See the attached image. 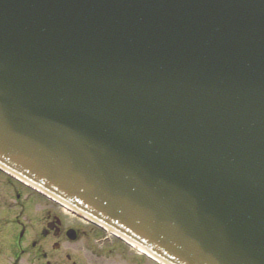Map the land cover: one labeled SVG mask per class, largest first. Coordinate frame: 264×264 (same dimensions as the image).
<instances>
[{
    "label": "water",
    "instance_id": "water-1",
    "mask_svg": "<svg viewBox=\"0 0 264 264\" xmlns=\"http://www.w3.org/2000/svg\"><path fill=\"white\" fill-rule=\"evenodd\" d=\"M0 166L164 264H264V0H0Z\"/></svg>",
    "mask_w": 264,
    "mask_h": 264
},
{
    "label": "flooded vegetation",
    "instance_id": "flooded-vegetation-1",
    "mask_svg": "<svg viewBox=\"0 0 264 264\" xmlns=\"http://www.w3.org/2000/svg\"><path fill=\"white\" fill-rule=\"evenodd\" d=\"M1 173L3 176L4 173ZM4 177L5 180H0V264H40L45 260L48 264H61V256L70 260L71 251L76 249L89 252L92 257L99 256L100 250L107 255L111 252L113 242L104 249L105 243L100 248H96L98 243L92 244L101 239L102 233L105 240L110 239L103 229L66 213L58 204L25 183L6 174ZM33 212L35 221L31 219ZM63 214L80 219L91 228L81 230ZM31 221H34L33 225ZM90 232L94 236L98 234L97 238L89 239ZM82 240L87 245L77 248L76 244ZM113 240L118 242L117 239ZM61 248H70L71 251L56 257Z\"/></svg>",
    "mask_w": 264,
    "mask_h": 264
},
{
    "label": "rangeland",
    "instance_id": "rangeland-1",
    "mask_svg": "<svg viewBox=\"0 0 264 264\" xmlns=\"http://www.w3.org/2000/svg\"><path fill=\"white\" fill-rule=\"evenodd\" d=\"M4 178H5L4 174L2 176V173L0 172V180H5ZM63 216L66 219L73 220L72 222H74V224L81 230H88L91 228L89 225L83 223L80 219L72 218V216L70 217V215L68 214L66 215L63 214ZM31 219L34 221L36 220L34 212L31 213ZM34 221H31L30 224L33 225ZM97 236L98 234L94 236L91 232L88 235L89 239L91 237H93L92 239L97 238ZM85 240H82L78 244H76V247L79 248L81 246H86L87 243L84 242ZM112 242H113L112 250L111 252H109L108 255L106 254V252H103L102 250H100L101 254L99 256L92 257L89 255V252H86L84 250L78 251L77 249L76 250L73 249L74 251H71L70 248H67L66 250L61 248L60 251L55 254V256L58 257L59 255L65 254L66 253L65 251L67 252L71 251L72 257L70 258V260H66L63 255L61 256V258L63 259L61 264H72V262H75L76 264H136V263L137 264H159V263L152 262L151 260H149L143 255L141 256L137 254V252L133 250L132 248H130L129 246L122 244L119 241L115 242V240H113L112 237H110V239L105 240L103 233H102L101 239L97 241H93L92 244L95 245L96 243H98V246H96V248H100L102 246V243H105L103 247L104 249L107 245H111ZM40 264H48V263L45 260V261L40 262ZM50 264H53V263H50Z\"/></svg>",
    "mask_w": 264,
    "mask_h": 264
}]
</instances>
